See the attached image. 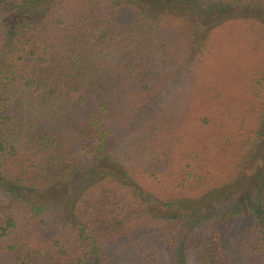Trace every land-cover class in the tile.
I'll list each match as a JSON object with an SVG mask.
<instances>
[{"label": "trees", "instance_id": "16d2710c", "mask_svg": "<svg viewBox=\"0 0 264 264\" xmlns=\"http://www.w3.org/2000/svg\"><path fill=\"white\" fill-rule=\"evenodd\" d=\"M170 1L0 0V264H264V0Z\"/></svg>", "mask_w": 264, "mask_h": 264}, {"label": "rangeland", "instance_id": "374dc122", "mask_svg": "<svg viewBox=\"0 0 264 264\" xmlns=\"http://www.w3.org/2000/svg\"><path fill=\"white\" fill-rule=\"evenodd\" d=\"M148 2V5L149 7L151 8H158V7H161V6H175V5H179V4H176L170 0H145ZM247 12H250V13H255L256 15H258L259 13L256 12V11H243V10H233L232 12L230 10L228 11H223L221 14H224V15H228V14H246ZM260 16V15H259ZM261 17V16H260ZM262 18V17H261ZM257 177L255 178H248V181L244 184L245 187H247L248 185L254 183L252 181L256 180ZM230 188L229 187H224V188H220V189H216L214 190L213 192H211L209 194V196H207L201 203L200 205H198V207H202L204 208L205 210L207 209L208 205H209V200L212 199V198H217V197H222L224 195H226L228 192H229Z\"/></svg>", "mask_w": 264, "mask_h": 264}]
</instances>
